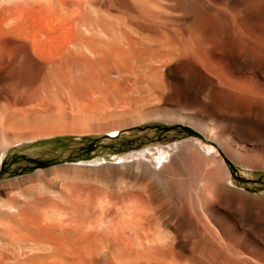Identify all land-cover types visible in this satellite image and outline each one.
I'll list each match as a JSON object with an SVG mask.
<instances>
[{
	"label": "bare ground",
	"instance_id": "bare-ground-1",
	"mask_svg": "<svg viewBox=\"0 0 264 264\" xmlns=\"http://www.w3.org/2000/svg\"><path fill=\"white\" fill-rule=\"evenodd\" d=\"M152 121L208 145L0 184V264H264V0H0V160Z\"/></svg>",
	"mask_w": 264,
	"mask_h": 264
},
{
	"label": "rangeland",
	"instance_id": "rangeland-1",
	"mask_svg": "<svg viewBox=\"0 0 264 264\" xmlns=\"http://www.w3.org/2000/svg\"><path fill=\"white\" fill-rule=\"evenodd\" d=\"M189 139L208 145L206 138L194 129L161 121L147 122L115 134L43 138L16 145L3 154L0 160V184L64 164L118 163L130 153L150 147L168 148ZM226 164L236 189L261 199L263 204L264 169L246 168L231 160H227Z\"/></svg>",
	"mask_w": 264,
	"mask_h": 264
}]
</instances>
